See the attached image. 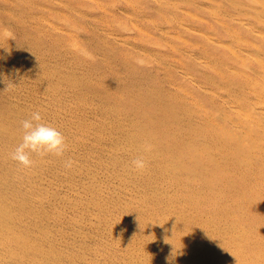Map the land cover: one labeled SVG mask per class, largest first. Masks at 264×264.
Returning <instances> with one entry per match:
<instances>
[{"label": "bare ground", "instance_id": "6f19581e", "mask_svg": "<svg viewBox=\"0 0 264 264\" xmlns=\"http://www.w3.org/2000/svg\"><path fill=\"white\" fill-rule=\"evenodd\" d=\"M76 1L0 0V264H264V0Z\"/></svg>", "mask_w": 264, "mask_h": 264}, {"label": "clouds", "instance_id": "9594fccd", "mask_svg": "<svg viewBox=\"0 0 264 264\" xmlns=\"http://www.w3.org/2000/svg\"><path fill=\"white\" fill-rule=\"evenodd\" d=\"M143 64V60L136 61ZM42 116L39 111L33 112L31 117L21 121L23 129L22 143L16 147L12 153L11 158L18 162L24 168H30L33 165V154L41 157L49 154L56 157H63L68 149L66 138L55 127L42 123ZM145 151H151L152 145L146 143L144 145ZM75 161L67 159L64 161V167L71 169ZM132 165L140 171L146 169L147 165L143 157H137L132 161Z\"/></svg>", "mask_w": 264, "mask_h": 264}, {"label": "rangeland", "instance_id": "374dc122", "mask_svg": "<svg viewBox=\"0 0 264 264\" xmlns=\"http://www.w3.org/2000/svg\"><path fill=\"white\" fill-rule=\"evenodd\" d=\"M40 1H43V0H40ZM82 1L83 0H77L76 2H73V4L77 7V8H79V9H81L82 8V11H87V15H86V17L85 18H76L77 19V22H80V24H88L87 23V21H86V19L87 20H90V22L92 21V18L93 17H100V11H98V10H91V9H89V10H87V7H84V5H85V2L83 1V4H82ZM45 2V1H44ZM81 7V8H80ZM141 7L142 6H139L138 7V9H141ZM111 11H113V15L112 16H110V17H114V19L115 20H118V19H120V18H123V20H125L126 18L124 17V16H121V14H120V12L118 11V12H115V9L114 10H112L111 9ZM44 13V12H43ZM44 16H47L46 15V12L44 13ZM76 16H79V15H76ZM89 16V17H88ZM0 18H2L3 20L6 18V14L3 12V11H1L0 12ZM141 22V21H140ZM198 23V22H197ZM141 24H143V26H144V28H145V24H144V22L142 21L141 22ZM196 24V23H195ZM199 25V24H198ZM87 26V25H86ZM200 26H203V25H200ZM12 31H13V33H17V29H11ZM89 33V35H92L93 34V36H91L92 37V42H89V44L87 45L88 46V50H89V52H91L92 53V55H94V56H96V57H98L99 55H100V49H99V47H98V44H99V41L101 42V40L103 39V33L102 32H96V31H92V32H88ZM95 33V34H94ZM82 41H86L85 39H82ZM49 44V43H48ZM122 48V47H121ZM123 49V48H122ZM121 49V50H122ZM195 52H196V50H194ZM123 52V51H122ZM112 63H114V60H112ZM85 67V69H87L88 71H92V74H105V78H107L108 77V75H109V77L107 78V79H110L111 78V73H113L114 74V71H108L107 70V67L106 66H104V63H101V62H99V60H97L96 59V63H95V65H94V67L93 68H91V67H86V66H84ZM93 70L95 71V72H93ZM155 69H153V68H151L150 69V72H148V71H146V73L145 74H151V73H155ZM102 72V73H101ZM115 73L117 74V78H114L113 79V81L116 83V84H118V83H120V81H119V77H121L122 76V74L121 73H119V71H117V69L115 68ZM191 74H193V75H195V77L196 78H198V79H200V80H203L204 79V77L201 75V74H199V73H197V72H194V71H191ZM154 75H156V74H154ZM144 77V76H143ZM216 77V76H215ZM205 80V79H204ZM106 97V96H105ZM104 97V98H105ZM110 97H113L112 96V94H110Z\"/></svg>", "mask_w": 264, "mask_h": 264}]
</instances>
